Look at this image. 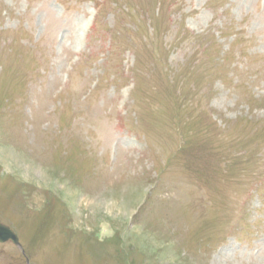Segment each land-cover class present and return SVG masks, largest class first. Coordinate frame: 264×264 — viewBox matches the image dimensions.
Here are the masks:
<instances>
[{"label": "rangeland", "instance_id": "obj_1", "mask_svg": "<svg viewBox=\"0 0 264 264\" xmlns=\"http://www.w3.org/2000/svg\"><path fill=\"white\" fill-rule=\"evenodd\" d=\"M0 264H264V0H0Z\"/></svg>", "mask_w": 264, "mask_h": 264}, {"label": "water", "instance_id": "obj_2", "mask_svg": "<svg viewBox=\"0 0 264 264\" xmlns=\"http://www.w3.org/2000/svg\"><path fill=\"white\" fill-rule=\"evenodd\" d=\"M8 241H13L18 246L21 245L16 232L10 226L0 222V243Z\"/></svg>", "mask_w": 264, "mask_h": 264}]
</instances>
